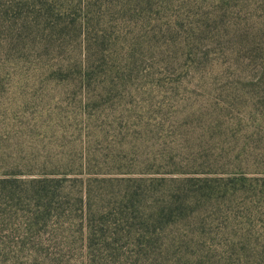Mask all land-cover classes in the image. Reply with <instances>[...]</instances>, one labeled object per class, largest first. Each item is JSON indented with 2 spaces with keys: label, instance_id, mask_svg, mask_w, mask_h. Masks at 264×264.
Segmentation results:
<instances>
[{
  "label": "trees",
  "instance_id": "16d2710c",
  "mask_svg": "<svg viewBox=\"0 0 264 264\" xmlns=\"http://www.w3.org/2000/svg\"><path fill=\"white\" fill-rule=\"evenodd\" d=\"M1 105L75 106L21 124ZM246 221L264 224L262 15L0 0V264H240Z\"/></svg>",
  "mask_w": 264,
  "mask_h": 264
},
{
  "label": "rangeland",
  "instance_id": "374dc122",
  "mask_svg": "<svg viewBox=\"0 0 264 264\" xmlns=\"http://www.w3.org/2000/svg\"><path fill=\"white\" fill-rule=\"evenodd\" d=\"M175 9H180V12L199 19L200 17L212 16L214 13L223 12H237L245 8L247 20L253 22L258 16L262 15L264 18V10L261 7L263 0H170ZM244 3V6H243ZM3 109H15L17 112V121L21 124H33L39 119V114L54 110L57 107L72 108L75 105H1ZM39 110H44L39 112ZM24 112L26 115H20ZM5 119V117H4ZM3 119V120H4ZM12 120L9 116L6 121ZM7 123V122H6ZM245 231L241 238L242 243L240 248L243 255H249L253 252L255 255L243 258L240 264H264V224L256 222L254 232H246L250 229L247 221L244 224ZM249 235V236H248ZM249 237V238H247ZM247 239L249 242L246 244ZM263 252V253H262Z\"/></svg>",
  "mask_w": 264,
  "mask_h": 264
}]
</instances>
